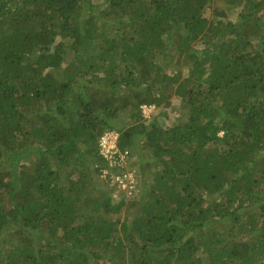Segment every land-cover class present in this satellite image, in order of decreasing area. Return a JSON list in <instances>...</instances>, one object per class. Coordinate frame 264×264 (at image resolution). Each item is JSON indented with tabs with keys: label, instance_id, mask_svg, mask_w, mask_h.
Listing matches in <instances>:
<instances>
[{
	"label": "trees",
	"instance_id": "obj_1",
	"mask_svg": "<svg viewBox=\"0 0 264 264\" xmlns=\"http://www.w3.org/2000/svg\"><path fill=\"white\" fill-rule=\"evenodd\" d=\"M0 264H264V0H0Z\"/></svg>",
	"mask_w": 264,
	"mask_h": 264
},
{
	"label": "built area",
	"instance_id": "obj_2",
	"mask_svg": "<svg viewBox=\"0 0 264 264\" xmlns=\"http://www.w3.org/2000/svg\"><path fill=\"white\" fill-rule=\"evenodd\" d=\"M152 105H141L143 116H149ZM119 132L115 129L103 131L98 137L96 149L104 161V165H95L97 175L104 181L108 188L116 186L126 193L132 194L138 191L139 172L133 165V157L128 149L118 146Z\"/></svg>",
	"mask_w": 264,
	"mask_h": 264
},
{
	"label": "rangeland",
	"instance_id": "obj_3",
	"mask_svg": "<svg viewBox=\"0 0 264 264\" xmlns=\"http://www.w3.org/2000/svg\"><path fill=\"white\" fill-rule=\"evenodd\" d=\"M238 14V10H235V11H228V19L229 20H235L237 19L236 18V15ZM198 47L199 49L203 48V44L201 43H198ZM162 57V56H161ZM164 63V62H163ZM176 68H178L181 73L183 74L184 77H187L189 75V69L186 67V65H177L175 66ZM174 67V69H176ZM171 69L167 68L166 71L167 73L170 72ZM155 111V106L152 105V108H151V113L149 116H143V119H149L151 114L154 113ZM172 111H173V115H171V120L174 121L175 123H179L181 120H183L185 117H184V113H185V110L184 108H182L181 106H179L178 104H173L172 105ZM167 125V124H166ZM142 143L139 142V148L141 149L140 151V155L143 157V158H148L149 155L152 153V149L151 148H147V149H144L142 146ZM133 161L135 162L136 160H138V156L133 154ZM137 157V159H136ZM136 167V166H135ZM92 168V166L90 167ZM137 168V167H136ZM138 170V168L136 169ZM93 172V171H92ZM139 172V171H138ZM98 181H100L99 179H95V183H98ZM100 184L103 183V181H100L99 182ZM99 186V185H98Z\"/></svg>",
	"mask_w": 264,
	"mask_h": 264
},
{
	"label": "clouds",
	"instance_id": "obj_4",
	"mask_svg": "<svg viewBox=\"0 0 264 264\" xmlns=\"http://www.w3.org/2000/svg\"><path fill=\"white\" fill-rule=\"evenodd\" d=\"M150 105H152V104H150ZM140 108H141V106H140ZM141 115H142V113H141ZM142 117H143V115H142ZM132 157H133V155H132ZM96 174H97V172H96ZM97 178H99V176H97ZM100 179V178H99ZM102 181V180H101ZM105 186H106V184H105ZM106 188H108L107 186H106Z\"/></svg>",
	"mask_w": 264,
	"mask_h": 264
}]
</instances>
